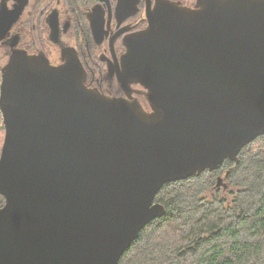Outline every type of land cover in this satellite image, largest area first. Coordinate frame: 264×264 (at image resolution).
<instances>
[{
  "label": "water",
  "instance_id": "obj_1",
  "mask_svg": "<svg viewBox=\"0 0 264 264\" xmlns=\"http://www.w3.org/2000/svg\"><path fill=\"white\" fill-rule=\"evenodd\" d=\"M27 2L0 8V41ZM118 2L120 23L136 0ZM145 19L124 40L117 81L141 87L149 111L88 89L76 57L52 65L11 41L0 70V264H120L165 217L163 186L238 163L264 136V0H147Z\"/></svg>",
  "mask_w": 264,
  "mask_h": 264
},
{
  "label": "trees",
  "instance_id": "obj_2",
  "mask_svg": "<svg viewBox=\"0 0 264 264\" xmlns=\"http://www.w3.org/2000/svg\"><path fill=\"white\" fill-rule=\"evenodd\" d=\"M4 134L0 114V152ZM219 182L232 189L228 199L208 194ZM155 202L165 217L141 232L120 264H264V136L238 163L167 184Z\"/></svg>",
  "mask_w": 264,
  "mask_h": 264
},
{
  "label": "flooded vegetation",
  "instance_id": "obj_3",
  "mask_svg": "<svg viewBox=\"0 0 264 264\" xmlns=\"http://www.w3.org/2000/svg\"><path fill=\"white\" fill-rule=\"evenodd\" d=\"M11 1L16 0H0V8ZM118 1L28 0L18 21L0 41L4 55L9 58L11 41L17 39L15 49L43 55L52 65L63 63L68 55L74 56L85 71L88 89L111 98L137 99L149 111L141 87L130 84L125 91L117 81L121 57L125 53V38L147 27V0H136L132 13L120 23L123 13H116ZM171 1L187 6L185 0ZM50 23L55 25V38ZM94 25L100 26V34L94 33Z\"/></svg>",
  "mask_w": 264,
  "mask_h": 264
},
{
  "label": "rangeland",
  "instance_id": "obj_4",
  "mask_svg": "<svg viewBox=\"0 0 264 264\" xmlns=\"http://www.w3.org/2000/svg\"><path fill=\"white\" fill-rule=\"evenodd\" d=\"M184 2L186 3L187 6H192L195 4V0H185ZM7 59L8 56L4 55V48L0 43V70L3 66L6 65ZM0 81H1V76H0ZM231 191L232 189L228 185L220 184L217 191L216 189L215 190L212 189L210 190V192H208V194L215 195V193L217 192L223 199H228Z\"/></svg>",
  "mask_w": 264,
  "mask_h": 264
}]
</instances>
